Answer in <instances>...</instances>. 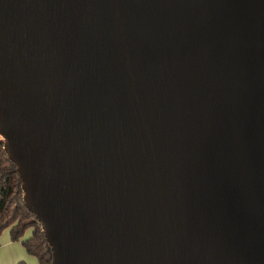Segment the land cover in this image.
Here are the masks:
<instances>
[{
    "label": "water",
    "instance_id": "obj_1",
    "mask_svg": "<svg viewBox=\"0 0 264 264\" xmlns=\"http://www.w3.org/2000/svg\"><path fill=\"white\" fill-rule=\"evenodd\" d=\"M0 137L51 264H264V0H0Z\"/></svg>",
    "mask_w": 264,
    "mask_h": 264
},
{
    "label": "trees",
    "instance_id": "obj_2",
    "mask_svg": "<svg viewBox=\"0 0 264 264\" xmlns=\"http://www.w3.org/2000/svg\"><path fill=\"white\" fill-rule=\"evenodd\" d=\"M2 143L0 138V234L9 228L11 240L17 241L26 230L31 229V236L23 240L22 245L28 254L37 258L39 264H51V250L35 215L23 202L16 166L7 158Z\"/></svg>",
    "mask_w": 264,
    "mask_h": 264
},
{
    "label": "crops",
    "instance_id": "obj_3",
    "mask_svg": "<svg viewBox=\"0 0 264 264\" xmlns=\"http://www.w3.org/2000/svg\"><path fill=\"white\" fill-rule=\"evenodd\" d=\"M8 234H2L0 236V264H17L18 262H24L26 264H34L31 260V254H28L25 248L22 250L21 246H18V242L25 240L20 238V240L13 241L10 238L9 228ZM24 247V246H23Z\"/></svg>",
    "mask_w": 264,
    "mask_h": 264
},
{
    "label": "rangeland",
    "instance_id": "obj_4",
    "mask_svg": "<svg viewBox=\"0 0 264 264\" xmlns=\"http://www.w3.org/2000/svg\"><path fill=\"white\" fill-rule=\"evenodd\" d=\"M0 138H1V137H0ZM2 234L7 235V234H8V229H7V228L4 229V230L1 232L0 236H1ZM30 236H31V229H28V230H26L25 234L23 235V239H24V238L27 239V238L30 237ZM18 244H19L18 246H21V247H22V250H23L24 247H23L21 241L18 242ZM30 258H31V260L34 262V264H39L37 258H36L34 255L30 256Z\"/></svg>",
    "mask_w": 264,
    "mask_h": 264
}]
</instances>
